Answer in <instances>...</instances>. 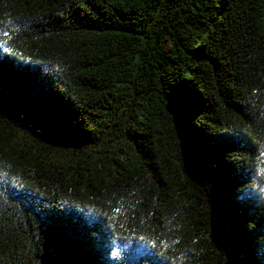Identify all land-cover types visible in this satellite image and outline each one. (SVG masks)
<instances>
[{"label":"trees","instance_id":"trees-1","mask_svg":"<svg viewBox=\"0 0 264 264\" xmlns=\"http://www.w3.org/2000/svg\"><path fill=\"white\" fill-rule=\"evenodd\" d=\"M0 264H264V0H0Z\"/></svg>","mask_w":264,"mask_h":264}]
</instances>
